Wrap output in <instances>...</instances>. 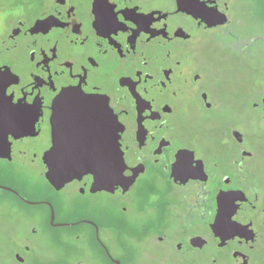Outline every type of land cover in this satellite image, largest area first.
Here are the masks:
<instances>
[{
    "label": "flooded vegetation",
    "instance_id": "af4514ba",
    "mask_svg": "<svg viewBox=\"0 0 264 264\" xmlns=\"http://www.w3.org/2000/svg\"><path fill=\"white\" fill-rule=\"evenodd\" d=\"M253 8L264 0H0V264H264V94L215 50L264 42ZM67 89L116 117L120 184L62 180Z\"/></svg>",
    "mask_w": 264,
    "mask_h": 264
},
{
    "label": "water",
    "instance_id": "95a60500",
    "mask_svg": "<svg viewBox=\"0 0 264 264\" xmlns=\"http://www.w3.org/2000/svg\"><path fill=\"white\" fill-rule=\"evenodd\" d=\"M59 98L62 99L57 102L60 114L54 118V122L60 124L58 136L63 139L71 138L76 143V146L73 145L62 152L66 162V168L62 170V180L93 175V192L120 184L125 163L118 142L119 127L116 117L110 115L107 118L104 115L98 96L67 89L61 92ZM75 106H93V114L78 116L79 110L77 112L71 108ZM82 123L86 125L82 126ZM81 138L87 143H84L83 147L78 146ZM106 155L109 157L108 161L105 160Z\"/></svg>",
    "mask_w": 264,
    "mask_h": 264
},
{
    "label": "rangeland",
    "instance_id": "374dc122",
    "mask_svg": "<svg viewBox=\"0 0 264 264\" xmlns=\"http://www.w3.org/2000/svg\"><path fill=\"white\" fill-rule=\"evenodd\" d=\"M251 12L252 17L257 22V25L254 26L256 34L260 33L264 30L263 25L259 24L258 21L261 16H264V10L255 9L248 10V13ZM246 11L243 12V15H248ZM215 50H219L225 56V66L228 72L232 74V76H236V81L244 84L255 83L258 87L257 91L264 94V42L261 44H257V48L254 49V52L249 55L246 54H233L227 47L224 46H216ZM97 203H105V197H98L94 199ZM73 220H76L73 219ZM65 224V223H64ZM62 224L58 228H56V232L63 234L64 236H69L75 234L77 232H84L86 228L85 223H78L74 225H64ZM77 243H81V240H74ZM54 244H50L53 246ZM56 249L54 251H58L59 246L55 245Z\"/></svg>",
    "mask_w": 264,
    "mask_h": 264
},
{
    "label": "snow or ice",
    "instance_id": "6c2138e0",
    "mask_svg": "<svg viewBox=\"0 0 264 264\" xmlns=\"http://www.w3.org/2000/svg\"><path fill=\"white\" fill-rule=\"evenodd\" d=\"M2 81H3V74L0 73V85H2ZM2 91H3V88L2 86H0V93H2ZM85 99H88V98H85Z\"/></svg>",
    "mask_w": 264,
    "mask_h": 264
}]
</instances>
